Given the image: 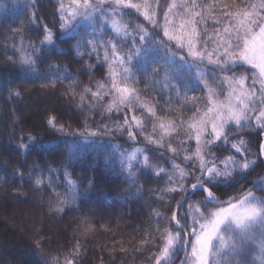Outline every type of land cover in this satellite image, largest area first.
Wrapping results in <instances>:
<instances>
[{
	"label": "snow or ice",
	"instance_id": "obj_1",
	"mask_svg": "<svg viewBox=\"0 0 264 264\" xmlns=\"http://www.w3.org/2000/svg\"><path fill=\"white\" fill-rule=\"evenodd\" d=\"M32 3L34 6V0ZM58 5L54 15H59V35L45 24L40 47L29 44L16 49L14 55L24 69L34 73L35 56L45 48L65 55L74 51L81 61L84 56L94 59L96 65L85 67L89 73L105 68L103 79L90 80L79 97V107L99 115V123L90 126L85 121L79 130L60 124L55 116H49L46 123L55 133L81 137L91 145L97 139L126 135L133 145L130 151L109 145L126 181L136 185L139 192L142 188L137 177L145 171L163 180L162 186L150 191L166 211L153 209L152 233L143 242L156 246L157 253L151 258L154 264H172L182 250L180 264H264V176L248 179L259 167L257 160L264 164V142L254 155L244 137V129L253 126L264 132V0L233 5L218 14L215 3L205 6L196 0H145L143 4L132 0H71L67 7L58 0ZM129 9L143 17L152 31L139 23H123L132 14ZM31 15L32 23H38L36 14ZM225 21L227 25L220 27ZM85 22L92 27L91 33L79 31ZM106 25L110 33L104 32ZM209 27L213 31L209 32ZM57 39L76 43L70 44L66 53L58 48ZM7 59L14 62L12 56ZM177 65L180 73L174 71ZM37 75L52 87L66 80L73 82L71 92L76 95L79 84L67 67L50 64L46 73ZM161 80L169 101L175 94L179 106L178 112L172 110L173 118L167 123L158 115L167 108L143 100L139 89L143 84L148 92L156 91ZM193 81L204 97L195 95ZM188 111L192 116L185 118ZM19 139L18 147L25 151L32 147L45 151L42 138L29 134L28 144L23 143L24 137ZM65 143L70 150L58 168L45 160L44 168L34 164L29 170L39 173L34 177V190L43 187L53 194L49 207L59 205L55 214L80 199L81 184L72 179L70 169L83 158L77 152L81 142ZM139 143L145 147H136ZM177 159L185 166L175 163ZM153 161L164 164L154 166ZM29 182H33L31 175ZM94 183L93 178L88 188ZM238 185H243L240 192L221 198L222 188ZM60 187L63 193L58 191ZM174 193L180 198L175 199ZM170 200H175V207ZM73 248L76 255L66 258L64 264H75L79 243ZM52 264H61L59 257Z\"/></svg>",
	"mask_w": 264,
	"mask_h": 264
},
{
	"label": "trees",
	"instance_id": "obj_2",
	"mask_svg": "<svg viewBox=\"0 0 264 264\" xmlns=\"http://www.w3.org/2000/svg\"><path fill=\"white\" fill-rule=\"evenodd\" d=\"M70 2L71 0H63L66 7ZM132 2L143 4L145 0ZM148 2L152 3V0ZM182 2L184 0H177V3ZM259 2L260 0H196L197 4L205 6L215 3L218 5L217 14L227 11L233 5ZM58 6V0H34V6L32 0H0V264H52L56 257L64 264L66 258L72 259L76 255L73 245L77 242L79 254L75 264H154L151 258L157 253V248L143 242L152 233L153 209L166 211L150 191L162 186L163 180L145 171L137 177V184L142 188L139 192L135 191L136 185L126 181L115 164V158L111 156L112 148L109 147L118 145L120 151H130L133 145L126 135L117 134L97 139L96 144L91 145L81 137L55 133L46 123L49 116H55L60 124L73 130L82 129L85 121L90 126H95L94 122L99 123V115H94L87 107H79V97L83 88L89 86L90 80L103 79L105 68L98 67L97 71L87 72L86 65H96L97 62L90 60L88 56H84L81 61L74 51L65 55L56 49L45 48L36 55L37 73H46L50 64L68 68L79 84L73 97V82L66 80L63 84L57 83L52 87L44 77L24 69L14 55L16 49L27 48L29 44L40 47L45 24L59 35V15H54ZM127 11L132 14L123 23H139L152 31V26L143 17L138 16L134 10ZM197 11L201 9L197 8ZM32 13L36 14V24L32 23ZM225 25L226 21L220 27ZM200 27L204 25L201 24ZM79 31L91 33L92 27L85 22L81 24ZM208 31H213V28L209 27ZM104 32H111L108 25L104 27ZM105 38L110 39L111 36ZM159 38L156 37L157 40ZM75 43V40L66 43L56 40L58 48L64 49L66 53L69 45ZM160 55H163L162 51ZM9 56L13 57L14 62L8 61ZM174 71L180 73L181 69L177 65ZM80 72L83 74H79ZM49 78L54 79L55 76ZM162 85L161 80L156 90L161 95H157L156 91L148 92L143 84L139 85V89L143 100L155 103L157 108H167V112H158L167 123L173 118L172 110L178 112L179 106L176 104L175 94H172L169 101L168 89ZM191 87L196 89L197 97H204V92L195 81ZM16 92L20 95L16 96ZM200 106H203V102ZM191 116V111L185 113V118ZM104 123L111 124L112 120H105ZM29 134L42 138L45 151H40L37 147L25 151L18 147L22 142L20 137H24L23 143H29ZM263 134L255 126L244 129V137L254 155L258 152ZM72 140L81 142L77 152L83 158L74 169H70L73 172L72 179L81 184L80 199L67 205L63 213L55 214L59 205L49 207V201L54 199L53 194L43 187L34 190V177L39 173H30L29 170L34 164L44 168L45 160L52 168H58L61 159L70 150L65 142ZM135 146L145 147L143 143ZM157 163L164 164L163 161H153L154 166ZM175 163L185 166L180 159L175 160ZM256 163L259 167L249 180L264 174V164L260 160ZM164 166L170 168V165ZM30 175L33 182H29ZM93 178L95 183L89 189V181ZM59 179L63 181L64 178L60 176ZM242 187L243 185L222 188L221 198L235 195ZM58 191L63 193L64 188L60 187ZM172 195L175 199L180 198L179 194ZM169 203L175 207V200H170ZM182 255L183 250L172 264H177Z\"/></svg>",
	"mask_w": 264,
	"mask_h": 264
},
{
	"label": "rangeland",
	"instance_id": "obj_3",
	"mask_svg": "<svg viewBox=\"0 0 264 264\" xmlns=\"http://www.w3.org/2000/svg\"><path fill=\"white\" fill-rule=\"evenodd\" d=\"M227 23H228V22L226 21V25H227ZM226 25H225V26H226ZM201 67H204V65H201ZM263 138H264V134H263ZM254 255H256V253H252V256H254ZM257 264H258V261H257Z\"/></svg>",
	"mask_w": 264,
	"mask_h": 264
},
{
	"label": "water",
	"instance_id": "obj_4",
	"mask_svg": "<svg viewBox=\"0 0 264 264\" xmlns=\"http://www.w3.org/2000/svg\"><path fill=\"white\" fill-rule=\"evenodd\" d=\"M262 142H264V138L262 139ZM262 142H261V143H262ZM262 176H264V174H263ZM232 196H233V195H232ZM183 256H184V252H183ZM183 256H182V258H183ZM182 258H181V259H182ZM181 259H180V261H181ZM180 261H179L177 264H180Z\"/></svg>",
	"mask_w": 264,
	"mask_h": 264
}]
</instances>
